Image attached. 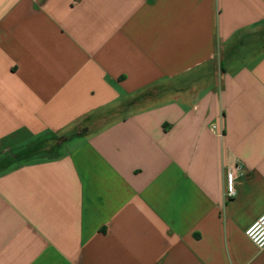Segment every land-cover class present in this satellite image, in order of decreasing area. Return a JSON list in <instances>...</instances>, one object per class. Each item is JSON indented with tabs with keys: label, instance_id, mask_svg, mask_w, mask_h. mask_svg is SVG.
Returning <instances> with one entry per match:
<instances>
[{
	"label": "crops",
	"instance_id": "1",
	"mask_svg": "<svg viewBox=\"0 0 264 264\" xmlns=\"http://www.w3.org/2000/svg\"><path fill=\"white\" fill-rule=\"evenodd\" d=\"M263 214L264 0H0V264H264Z\"/></svg>",
	"mask_w": 264,
	"mask_h": 264
},
{
	"label": "built area",
	"instance_id": "2",
	"mask_svg": "<svg viewBox=\"0 0 264 264\" xmlns=\"http://www.w3.org/2000/svg\"><path fill=\"white\" fill-rule=\"evenodd\" d=\"M236 171L230 170L226 175V197L231 199L235 191ZM247 238L259 249L264 250V214L255 221L245 232Z\"/></svg>",
	"mask_w": 264,
	"mask_h": 264
},
{
	"label": "rangeland",
	"instance_id": "3",
	"mask_svg": "<svg viewBox=\"0 0 264 264\" xmlns=\"http://www.w3.org/2000/svg\"><path fill=\"white\" fill-rule=\"evenodd\" d=\"M73 144H70V145H64V147L61 149V151H56L54 153H59V152H63V151H66L68 150L70 147H72ZM42 156H39V158H41Z\"/></svg>",
	"mask_w": 264,
	"mask_h": 264
}]
</instances>
